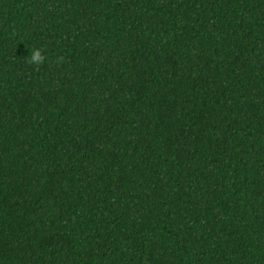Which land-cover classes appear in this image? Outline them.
<instances>
[{"label":"trees","instance_id":"16d2710c","mask_svg":"<svg viewBox=\"0 0 264 264\" xmlns=\"http://www.w3.org/2000/svg\"><path fill=\"white\" fill-rule=\"evenodd\" d=\"M0 264H264V0H0Z\"/></svg>","mask_w":264,"mask_h":264},{"label":"clouds","instance_id":"9594fccd","mask_svg":"<svg viewBox=\"0 0 264 264\" xmlns=\"http://www.w3.org/2000/svg\"><path fill=\"white\" fill-rule=\"evenodd\" d=\"M26 59L30 64L40 65L44 61V56L39 49H33L28 53Z\"/></svg>","mask_w":264,"mask_h":264}]
</instances>
